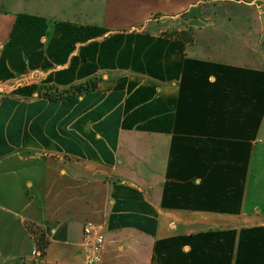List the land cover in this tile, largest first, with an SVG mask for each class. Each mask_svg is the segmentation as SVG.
Masks as SVG:
<instances>
[{
  "label": "crops",
  "instance_id": "1",
  "mask_svg": "<svg viewBox=\"0 0 264 264\" xmlns=\"http://www.w3.org/2000/svg\"><path fill=\"white\" fill-rule=\"evenodd\" d=\"M32 69L0 93V264H87L89 221L105 264H264V0H0V81Z\"/></svg>",
  "mask_w": 264,
  "mask_h": 264
},
{
  "label": "rangeland",
  "instance_id": "2",
  "mask_svg": "<svg viewBox=\"0 0 264 264\" xmlns=\"http://www.w3.org/2000/svg\"><path fill=\"white\" fill-rule=\"evenodd\" d=\"M175 32V31H172ZM179 36L188 38L191 37V32L189 30L177 31ZM45 79V74L41 70L32 69L25 74L13 78L12 80H5L8 84V89L4 94H12L17 90L21 89H34L35 87L41 86ZM2 82V81H0Z\"/></svg>",
  "mask_w": 264,
  "mask_h": 264
},
{
  "label": "built area",
  "instance_id": "3",
  "mask_svg": "<svg viewBox=\"0 0 264 264\" xmlns=\"http://www.w3.org/2000/svg\"><path fill=\"white\" fill-rule=\"evenodd\" d=\"M6 81L0 82V93H4L8 89V84ZM84 233L86 237H93L90 241L92 254L89 256L87 260V264H105L102 250L105 242V236L102 233L96 232V226L93 222H86L84 225ZM39 248L34 250V254H38Z\"/></svg>",
  "mask_w": 264,
  "mask_h": 264
},
{
  "label": "trees",
  "instance_id": "4",
  "mask_svg": "<svg viewBox=\"0 0 264 264\" xmlns=\"http://www.w3.org/2000/svg\"><path fill=\"white\" fill-rule=\"evenodd\" d=\"M96 85H97L96 81L94 79H91V80H88L85 85L79 84V85L72 87L71 89H67V90H63V91L54 90V91L48 92V93H46V97L53 99V98H57V97H63L65 95L68 96L73 91H82L84 89L85 90L95 89ZM43 245H45V244L41 243L39 247L43 248L42 247Z\"/></svg>",
  "mask_w": 264,
  "mask_h": 264
}]
</instances>
